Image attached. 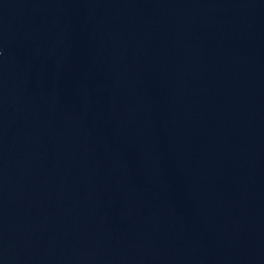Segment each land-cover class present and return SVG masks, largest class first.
<instances>
[{
	"label": "water",
	"instance_id": "1",
	"mask_svg": "<svg viewBox=\"0 0 264 264\" xmlns=\"http://www.w3.org/2000/svg\"><path fill=\"white\" fill-rule=\"evenodd\" d=\"M0 264H264V0H0Z\"/></svg>",
	"mask_w": 264,
	"mask_h": 264
}]
</instances>
